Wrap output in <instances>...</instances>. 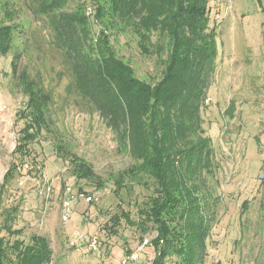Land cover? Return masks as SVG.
I'll use <instances>...</instances> for the list:
<instances>
[{
  "label": "trees",
  "instance_id": "16d2710c",
  "mask_svg": "<svg viewBox=\"0 0 264 264\" xmlns=\"http://www.w3.org/2000/svg\"><path fill=\"white\" fill-rule=\"evenodd\" d=\"M24 2L47 32L42 42L28 43L37 48L46 43L49 52L39 47L32 61L25 44L19 48V33L24 32L12 21L10 0H4L0 54L13 51L11 71L25 101L21 138L14 147L19 161L10 162L0 195L20 174L29 143L50 130L53 81L65 76L64 97L73 98L81 111L96 114L112 132L118 152L132 159L128 168L112 173V192L119 195L131 184L148 190L136 225L143 233L154 232L147 241L154 252L150 264H203L214 213L211 207H217V201L208 180L213 176L214 146L203 127L201 110L215 72V24L221 20V10L212 12L211 0ZM121 36L122 45L135 46L139 55L160 68L155 81L138 76L118 54L115 44ZM25 54L27 61L20 64ZM231 109L232 105L229 115ZM55 149L75 180L92 182L97 189L104 186V179L69 145L57 143ZM78 192L90 194L81 187ZM259 207L264 228V194ZM2 230L7 236L20 233L7 222ZM51 255L42 235L24 241L0 234V264H48Z\"/></svg>",
  "mask_w": 264,
  "mask_h": 264
},
{
  "label": "rangeland",
  "instance_id": "374dc122",
  "mask_svg": "<svg viewBox=\"0 0 264 264\" xmlns=\"http://www.w3.org/2000/svg\"><path fill=\"white\" fill-rule=\"evenodd\" d=\"M3 1L0 0V20ZM238 2L253 29L238 30L242 25L238 11L237 15L231 12L236 19L235 23L231 21L233 31L219 30L226 22L223 17L215 24L216 66L201 110L203 127L214 146L213 176L208 180L217 201V207H211L214 213L203 264H264L263 214L259 207L264 194V35L256 20L264 19L258 6L261 2L264 7V0ZM9 6L12 21L24 32L19 33V48L25 44L32 61L37 49L48 53L46 43L40 44V48L28 43L33 39L42 42L47 32L24 0H10ZM124 40L121 36L115 44L118 54L130 62L138 76L155 81L160 68L139 55L135 46L122 45ZM26 54L19 58L20 64L27 61ZM12 55L13 51L5 56L0 54V185L10 162L19 161L14 147L23 127L20 116L25 97L15 84ZM53 82V124L29 143V154L24 157L20 174L0 195V227L7 222L20 233L7 236L2 230L0 234L24 241L33 234L44 236L52 251L48 264H121L123 258L136 252L140 239L154 234L143 233L136 225L140 219L138 209L148 190L131 184L119 195L112 192V173L128 168L132 159L118 152L112 132L96 114L81 111L73 98L64 97L65 76L60 82L58 78ZM57 143L69 145L76 155L88 161L96 175L104 179V186L97 189L92 182L75 180L67 162L56 154ZM79 187L82 192L95 195L96 200L84 202L78 196ZM65 199L69 200L70 215L63 221L61 209ZM95 234L100 245L92 250L88 240ZM136 253V258L125 264H150L154 254L147 244Z\"/></svg>",
  "mask_w": 264,
  "mask_h": 264
},
{
  "label": "crops",
  "instance_id": "0c3cea01",
  "mask_svg": "<svg viewBox=\"0 0 264 264\" xmlns=\"http://www.w3.org/2000/svg\"><path fill=\"white\" fill-rule=\"evenodd\" d=\"M209 4L213 5L211 8L212 12L218 7L221 10L218 17L219 18L223 17L226 20V22L224 24H221L219 28L221 32L226 33V30H228L229 32L230 30L233 31L235 29L233 28L234 24L233 26L231 25V21L234 22V20H236L234 18V14L237 15L236 11L240 13V19H242V25L240 24V26H238L239 27L238 30H242V29L252 30L253 29V27L250 28V25H249L250 19L248 15L243 11V9L238 7V5L240 4L238 0H232V5H231V0H211ZM258 6L260 9V12L264 13V7L262 6L261 2H258ZM231 12H233L234 14H231ZM256 20H259V28L261 32L263 31V35H264V25H263L264 19L262 20V18H256Z\"/></svg>",
  "mask_w": 264,
  "mask_h": 264
},
{
  "label": "built area",
  "instance_id": "2783aa9c",
  "mask_svg": "<svg viewBox=\"0 0 264 264\" xmlns=\"http://www.w3.org/2000/svg\"><path fill=\"white\" fill-rule=\"evenodd\" d=\"M86 13L90 14L91 13V9L88 7L86 9ZM79 197H81L83 199L84 202L90 203L96 200V196L93 194H84V193H80L78 195ZM70 215V207H69V200L65 199L62 202V209H61V219L63 221L68 220ZM148 238L144 237L141 241V243L139 244V246L137 247V251H140L146 244H147ZM100 245V241H99V237L98 235H92L90 236V239L88 240V248L92 249V250H96ZM136 252L131 253L130 255L126 256L125 258L122 259L121 264H125L128 260H133L136 258Z\"/></svg>",
  "mask_w": 264,
  "mask_h": 264
}]
</instances>
